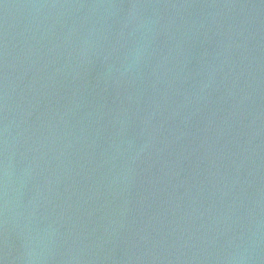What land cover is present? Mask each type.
<instances>
[{
	"label": "water",
	"instance_id": "95a60500",
	"mask_svg": "<svg viewBox=\"0 0 264 264\" xmlns=\"http://www.w3.org/2000/svg\"><path fill=\"white\" fill-rule=\"evenodd\" d=\"M0 264H264V0H0Z\"/></svg>",
	"mask_w": 264,
	"mask_h": 264
}]
</instances>
